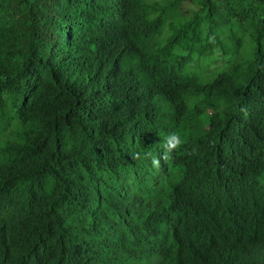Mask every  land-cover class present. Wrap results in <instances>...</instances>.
I'll return each instance as SVG.
<instances>
[{
  "label": "trees",
  "instance_id": "trees-1",
  "mask_svg": "<svg viewBox=\"0 0 264 264\" xmlns=\"http://www.w3.org/2000/svg\"><path fill=\"white\" fill-rule=\"evenodd\" d=\"M0 264H264V0H0Z\"/></svg>",
  "mask_w": 264,
  "mask_h": 264
},
{
  "label": "clouds",
  "instance_id": "clouds-1",
  "mask_svg": "<svg viewBox=\"0 0 264 264\" xmlns=\"http://www.w3.org/2000/svg\"><path fill=\"white\" fill-rule=\"evenodd\" d=\"M182 144V140L180 136L176 133H172L164 142V149L166 153L178 150ZM134 159L139 160L141 158L139 153L134 154ZM167 157H165L166 159ZM152 164L154 167H160L161 161L160 159L153 158Z\"/></svg>",
  "mask_w": 264,
  "mask_h": 264
}]
</instances>
